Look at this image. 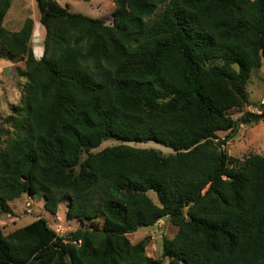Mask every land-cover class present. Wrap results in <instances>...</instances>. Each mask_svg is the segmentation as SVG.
<instances>
[{
    "label": "trees",
    "instance_id": "trees-1",
    "mask_svg": "<svg viewBox=\"0 0 264 264\" xmlns=\"http://www.w3.org/2000/svg\"><path fill=\"white\" fill-rule=\"evenodd\" d=\"M34 2L39 59L33 20L7 30L0 0V57L25 79L0 125V215L40 194L80 228L0 226V264H264V155L220 154L217 135H235L229 111L264 69V0H112L99 18ZM148 142L171 153L129 145ZM164 217L177 233L153 259L127 236Z\"/></svg>",
    "mask_w": 264,
    "mask_h": 264
},
{
    "label": "rangeland",
    "instance_id": "rangeland-1",
    "mask_svg": "<svg viewBox=\"0 0 264 264\" xmlns=\"http://www.w3.org/2000/svg\"><path fill=\"white\" fill-rule=\"evenodd\" d=\"M61 6H66L70 12L79 13L91 18H99L108 15L114 10L112 0H58ZM30 17L34 23L32 34V49L36 58L43 49L44 28L38 23L39 12L34 0H11V7L7 12L3 26L13 32L20 29L25 18ZM23 64L20 61H9L0 57V125L4 119L11 114L14 106L21 105L23 94L24 77L18 72ZM248 105L243 109H232L230 116L238 121L237 132L232 138H227V133H218V138L222 145L221 150L229 156L237 159H244L250 155H264V117L254 121H246L251 115L262 114L261 105L264 103V69L251 76L246 87ZM117 141L109 139L104 141L92 152L118 145ZM140 149H155L166 155L170 150L153 142L129 144ZM151 199L158 204L155 193L149 192ZM44 201L40 194L23 195L18 200L10 203L13 215H0V226L4 235H7L18 228H21L38 217L47 220L49 226L60 236L76 231L80 224L74 220L66 219V203H60L57 214L52 216L44 210ZM177 229L167 217L160 219L153 226L138 229L137 232L129 234L127 238L132 244L149 238L146 246V256L159 259L162 253L163 239H173ZM167 263V262H166ZM164 263V264H166Z\"/></svg>",
    "mask_w": 264,
    "mask_h": 264
},
{
    "label": "water",
    "instance_id": "water-1",
    "mask_svg": "<svg viewBox=\"0 0 264 264\" xmlns=\"http://www.w3.org/2000/svg\"><path fill=\"white\" fill-rule=\"evenodd\" d=\"M262 116H263L262 114H259V115H251L250 119L249 118H246V121L245 122L261 119ZM222 152L223 151L221 150L219 153L222 154Z\"/></svg>",
    "mask_w": 264,
    "mask_h": 264
},
{
    "label": "crops",
    "instance_id": "crops-1",
    "mask_svg": "<svg viewBox=\"0 0 264 264\" xmlns=\"http://www.w3.org/2000/svg\"><path fill=\"white\" fill-rule=\"evenodd\" d=\"M34 30V29H33ZM42 51H43V49H42ZM42 51L41 52H39V58L42 56ZM33 53H34V51H33ZM35 56V55H34ZM35 58H36V56H35ZM39 58H36V59H39Z\"/></svg>",
    "mask_w": 264,
    "mask_h": 264
}]
</instances>
